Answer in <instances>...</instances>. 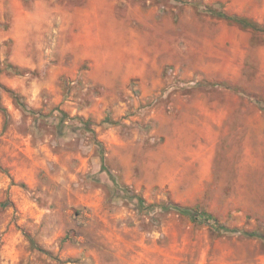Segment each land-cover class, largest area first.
<instances>
[{
    "label": "rangeland",
    "instance_id": "obj_1",
    "mask_svg": "<svg viewBox=\"0 0 264 264\" xmlns=\"http://www.w3.org/2000/svg\"><path fill=\"white\" fill-rule=\"evenodd\" d=\"M208 8L264 27V0H0V264H264L101 168L96 141L146 203L264 233V28Z\"/></svg>",
    "mask_w": 264,
    "mask_h": 264
},
{
    "label": "trees",
    "instance_id": "obj_2",
    "mask_svg": "<svg viewBox=\"0 0 264 264\" xmlns=\"http://www.w3.org/2000/svg\"><path fill=\"white\" fill-rule=\"evenodd\" d=\"M209 13L228 20L229 22L236 23L240 25L241 27H249L252 30H258L264 28L261 25H259L255 21H251L250 19L238 16V15H229L225 13L222 10H216L212 8L207 9ZM13 98L18 106H20L25 112H34L33 110L29 109L26 104L23 102L22 98L18 95L13 93ZM257 104H259V108L261 110H264V101H260L258 99H254ZM60 120L58 123V131L62 132L63 128L65 126H77L81 129H87L93 134V130L90 128L91 124H93L90 120H83L81 118H78L77 123L73 122L74 117H68V115L60 110ZM38 113V112H35ZM65 121H68L67 125H65ZM96 144L98 146V153L101 161V168L103 170H106L109 177L111 178L112 182L115 186L119 188V190L123 191L124 197L128 199H135L137 201V209L139 212H145V213H151L156 212L160 210L161 212H176L178 214L184 215L188 217L191 221L195 223H200L208 226L212 231L217 232L218 234H227V235H240L244 238H259L264 240V233L258 229L254 230H245L237 227H229L222 223L215 215H213L211 212L202 209L198 206H188V205H181L178 203H167V204H158V203H146L144 198L137 194H131L126 187H123L122 185H118L116 179L114 176L107 170L105 164H104V152L103 147L100 142L96 141ZM33 244L34 241H31Z\"/></svg>",
    "mask_w": 264,
    "mask_h": 264
}]
</instances>
